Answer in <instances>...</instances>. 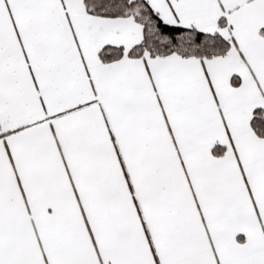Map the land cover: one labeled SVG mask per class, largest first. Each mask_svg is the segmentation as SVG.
<instances>
[{"label":"snow or ice","instance_id":"6c2138e0","mask_svg":"<svg viewBox=\"0 0 264 264\" xmlns=\"http://www.w3.org/2000/svg\"><path fill=\"white\" fill-rule=\"evenodd\" d=\"M0 264H264V0H0Z\"/></svg>","mask_w":264,"mask_h":264}]
</instances>
